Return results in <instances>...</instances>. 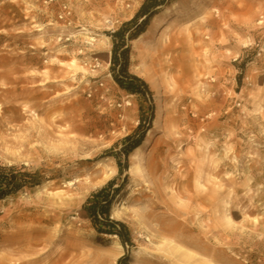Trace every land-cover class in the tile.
<instances>
[{"label": "rangeland", "instance_id": "obj_1", "mask_svg": "<svg viewBox=\"0 0 264 264\" xmlns=\"http://www.w3.org/2000/svg\"><path fill=\"white\" fill-rule=\"evenodd\" d=\"M144 1L0 0V174L14 182L0 198V264H264V0H230L246 10L215 14L229 33L200 34L196 54L186 29L204 8L193 0H168L140 37L126 28L128 72L149 86L137 94L114 79L113 35ZM85 27L110 35L111 52L94 53ZM148 127L146 182L123 146ZM100 161L117 172L105 179ZM112 179L126 245L87 211ZM61 191L83 199L59 205ZM150 234L181 248L159 249Z\"/></svg>", "mask_w": 264, "mask_h": 264}, {"label": "bare ground", "instance_id": "obj_2", "mask_svg": "<svg viewBox=\"0 0 264 264\" xmlns=\"http://www.w3.org/2000/svg\"><path fill=\"white\" fill-rule=\"evenodd\" d=\"M193 2L194 4H196L197 2L198 6L204 8L202 13L200 14V19L202 20V22L199 25H197L195 28L188 27L186 29L185 36H186L188 43H185V44L191 47L190 49L192 53L194 54L197 53V49L194 47L193 42L197 40V38H199L200 34L208 35L210 37H218L219 35L225 36L227 35V33H229V30H225L222 26H219V19L215 17V14H218L217 16H219L221 20H227L229 19L230 12L234 10H246V7H247L245 2L243 3L241 2L237 4L234 1H230V0H193ZM123 12H126V11L123 10ZM132 15L133 13L131 14V16ZM41 29L42 28H39L38 30H41ZM169 30H170V25L164 27L163 33L167 34ZM78 31H79V34L93 46L94 53H99L100 51L111 52L113 40L110 35L95 34L93 31H91L90 29L86 27L79 29ZM140 36H142V34L139 35L138 37ZM138 37L136 38V40L138 39ZM171 44L172 42L166 41L164 44H162L161 47L164 50V49L169 48ZM71 65H74L75 69L77 70L78 68H83L85 72H87V70L84 67L78 65L76 60H73L71 62ZM109 75L111 74L109 73ZM87 82L88 84L90 83L89 80ZM45 83H46V80H42L39 82V85H44ZM199 87L200 88L202 87V83L199 85ZM128 105H131V103L128 102ZM166 110L167 109L165 105L158 107L156 111L158 115V118H157L158 121L162 119L161 116L164 114ZM153 137H154V134L152 132V129H149L142 143L131 152L132 157L135 159L134 168H132V171L142 176L146 182H148L149 180L147 179L148 171L144 165L143 150L145 148H148L151 145ZM208 147L209 145H206L207 149ZM89 157H90V154L85 153L83 158L87 159ZM97 165H98L97 167L100 168V171L105 173V179L111 178L118 170L117 167H115L113 170H110L108 166L104 164L102 161L98 162ZM231 182H232L231 180H228V183H231ZM66 183H68V186H71L72 184H74L71 180H66ZM39 192L40 191H38V193ZM232 192H233L232 189L229 188L227 192L228 197ZM57 196H58L57 203L63 206L64 205L76 206L83 199V196L80 193H74L73 191H61L57 194ZM225 207H226V211L228 212L227 219L228 221H230L231 216L229 212L231 209V203L229 200L225 201ZM114 211L116 213H119L120 209L117 207H114ZM112 217H114V215H112ZM111 236L119 238V236L116 234H111ZM149 240L151 241L152 244L157 245L159 249L164 247L167 244L169 245L170 248H173L176 250H179L181 248L180 245H178L172 240L168 241L166 239H161L158 243H155L156 239L153 236V234H150ZM118 245L119 247H122L121 243H118Z\"/></svg>", "mask_w": 264, "mask_h": 264}, {"label": "trees", "instance_id": "obj_3", "mask_svg": "<svg viewBox=\"0 0 264 264\" xmlns=\"http://www.w3.org/2000/svg\"><path fill=\"white\" fill-rule=\"evenodd\" d=\"M167 1L168 0H145L135 17L130 20L125 27L120 28L113 35L115 43L114 58L112 60L113 65H115L118 56H122L119 73H115L113 69V76L120 87L130 92L146 94L149 92V86L143 78L128 72L130 48L127 46L126 28L136 24L137 31L135 36L140 35L144 31V28H141L140 26L145 24L149 18L153 17L156 14L158 7L166 4ZM140 19L141 23L138 24ZM148 130L149 127L145 128L140 136L129 135L125 138L123 149L126 152V156L142 143ZM117 160L120 164L121 160L119 157ZM114 182L115 179L110 180L105 186L95 192L93 195L94 200L89 204L87 211L99 232L110 235L116 234L121 238L122 243L126 245L132 241L131 232L128 226L123 221L111 218L110 215V208L118 191V188L113 186ZM12 185H14V182H9L2 174H0V198H4L6 194H8V190L11 189ZM3 186L6 188H1ZM123 259L124 257H121L118 260V264H121Z\"/></svg>", "mask_w": 264, "mask_h": 264}, {"label": "built area", "instance_id": "obj_4", "mask_svg": "<svg viewBox=\"0 0 264 264\" xmlns=\"http://www.w3.org/2000/svg\"><path fill=\"white\" fill-rule=\"evenodd\" d=\"M67 14H71L70 9H68L67 6H64L63 11H62V17L66 16Z\"/></svg>", "mask_w": 264, "mask_h": 264}]
</instances>
